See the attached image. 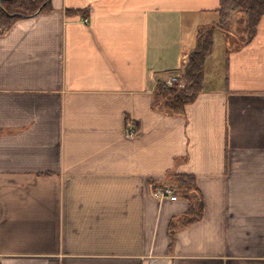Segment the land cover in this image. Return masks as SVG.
<instances>
[{"label":"crops","instance_id":"obj_1","mask_svg":"<svg viewBox=\"0 0 264 264\" xmlns=\"http://www.w3.org/2000/svg\"><path fill=\"white\" fill-rule=\"evenodd\" d=\"M220 1L50 0L0 32V264H264V14L183 114L153 107ZM172 174L203 197L175 238Z\"/></svg>","mask_w":264,"mask_h":264},{"label":"trees","instance_id":"obj_2","mask_svg":"<svg viewBox=\"0 0 264 264\" xmlns=\"http://www.w3.org/2000/svg\"><path fill=\"white\" fill-rule=\"evenodd\" d=\"M50 9V0H0V32L7 30L20 18ZM72 12L84 13L77 9ZM217 12L216 21L200 24L197 28L195 44L183 69L186 85L176 88L159 84L154 93V108L168 115L183 114L185 106L203 91L206 61L214 52L216 30L219 29L225 33V36H229L243 28L245 35L237 41V44L238 47L246 44L254 36L264 14V0H221ZM159 187H172L176 195L184 196L189 200L188 211L170 221V236L175 238L181 228L201 218L203 197L193 174H172L170 182Z\"/></svg>","mask_w":264,"mask_h":264},{"label":"rangeland","instance_id":"obj_3","mask_svg":"<svg viewBox=\"0 0 264 264\" xmlns=\"http://www.w3.org/2000/svg\"><path fill=\"white\" fill-rule=\"evenodd\" d=\"M242 16V14L240 15ZM245 35L243 28H240L236 31L235 34L225 36V33L221 30H216L214 35L215 45L213 54L206 61L207 68V82L208 85L218 84V80H222L225 77L223 69V57L225 54V41L228 45L234 47L237 44V41L240 40ZM183 77L184 86L186 85V79L184 76V70L180 73ZM183 86V87H184Z\"/></svg>","mask_w":264,"mask_h":264},{"label":"built area","instance_id":"obj_4","mask_svg":"<svg viewBox=\"0 0 264 264\" xmlns=\"http://www.w3.org/2000/svg\"><path fill=\"white\" fill-rule=\"evenodd\" d=\"M84 21L87 22L88 18H84ZM164 84L171 87L181 88L184 86L183 77L180 75V73H171L164 81ZM129 132L134 133L132 130ZM154 195L159 197L170 196L172 199L177 197L172 187H157L154 189Z\"/></svg>","mask_w":264,"mask_h":264}]
</instances>
